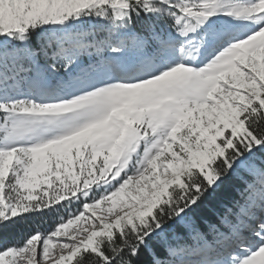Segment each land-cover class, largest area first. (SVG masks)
<instances>
[{
    "label": "snow or ice",
    "instance_id": "snow-or-ice-1",
    "mask_svg": "<svg viewBox=\"0 0 264 264\" xmlns=\"http://www.w3.org/2000/svg\"><path fill=\"white\" fill-rule=\"evenodd\" d=\"M0 264H264V0H0Z\"/></svg>",
    "mask_w": 264,
    "mask_h": 264
}]
</instances>
